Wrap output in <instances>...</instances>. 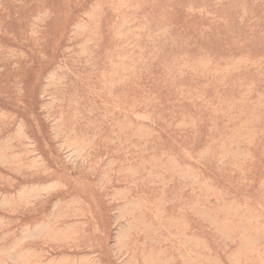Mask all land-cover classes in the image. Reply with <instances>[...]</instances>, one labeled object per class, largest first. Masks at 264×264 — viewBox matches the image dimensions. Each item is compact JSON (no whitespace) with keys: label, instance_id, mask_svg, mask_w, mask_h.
Masks as SVG:
<instances>
[{"label":"rangeland","instance_id":"374dc122","mask_svg":"<svg viewBox=\"0 0 264 264\" xmlns=\"http://www.w3.org/2000/svg\"><path fill=\"white\" fill-rule=\"evenodd\" d=\"M0 264H264V0H0Z\"/></svg>","mask_w":264,"mask_h":264},{"label":"bare ground","instance_id":"6f19581e","mask_svg":"<svg viewBox=\"0 0 264 264\" xmlns=\"http://www.w3.org/2000/svg\"><path fill=\"white\" fill-rule=\"evenodd\" d=\"M223 163V162H222ZM183 238V237H182ZM222 239V238H221ZM203 245V244H202ZM201 249V248H200ZM207 250V249H206ZM204 252V251H203ZM238 253V252H237ZM205 255V254H204ZM249 255V254H248ZM197 262V261H196ZM195 263V262H194Z\"/></svg>","mask_w":264,"mask_h":264}]
</instances>
